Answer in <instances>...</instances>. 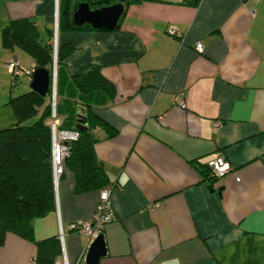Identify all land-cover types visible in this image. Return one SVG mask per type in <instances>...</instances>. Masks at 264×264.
I'll list each match as a JSON object with an SVG mask.
<instances>
[{
  "label": "crops",
  "instance_id": "1",
  "mask_svg": "<svg viewBox=\"0 0 264 264\" xmlns=\"http://www.w3.org/2000/svg\"><path fill=\"white\" fill-rule=\"evenodd\" d=\"M58 3L0 0V131L17 125L9 100L23 79L28 91L32 82L14 88L8 64L35 68L3 47L2 31L31 19L44 37ZM57 43L74 47L64 83L94 65L116 89L94 108L117 133L95 130L117 215L103 231L100 264H264V0H135L115 31H58ZM218 158L232 171L213 181ZM99 202V191L76 194L65 171L56 210L33 221L38 241L59 240L55 264H86L89 239L71 225L91 221ZM37 256L36 244L15 234L0 247V264Z\"/></svg>",
  "mask_w": 264,
  "mask_h": 264
},
{
  "label": "trees",
  "instance_id": "2",
  "mask_svg": "<svg viewBox=\"0 0 264 264\" xmlns=\"http://www.w3.org/2000/svg\"><path fill=\"white\" fill-rule=\"evenodd\" d=\"M134 1L59 0V32L93 29L89 25L77 27L73 24V12L80 3H88L91 9L96 10L115 4L127 7ZM200 1L195 0V3ZM2 44L5 49H22L34 60L35 69L49 70L52 75L55 57L53 28H47L42 37L33 20H14L2 31ZM73 52V46L58 44L56 118L62 120L60 131H76L80 135L77 141L70 144L64 168L74 175L76 194L101 193L105 187L113 184L97 158L95 146L100 140L95 130L106 129L109 138H114L117 133L95 113L94 108L113 101L116 89L103 76L101 68L94 65L81 68L68 83H64L65 61ZM9 104L14 109L18 123L13 128L0 131V247L4 245L8 234H15L36 244L37 264H55L61 255L59 240L50 238L38 241L33 228L34 220L56 210L52 96L51 93L42 96L30 90L11 97ZM34 118H38L35 123L26 125ZM79 120L87 123L86 131L78 129ZM209 170L211 180L218 181L211 168Z\"/></svg>",
  "mask_w": 264,
  "mask_h": 264
},
{
  "label": "built area",
  "instance_id": "3",
  "mask_svg": "<svg viewBox=\"0 0 264 264\" xmlns=\"http://www.w3.org/2000/svg\"><path fill=\"white\" fill-rule=\"evenodd\" d=\"M259 0H249L251 6ZM59 31V3L57 4V21L55 25V56L57 59L58 51V37ZM171 33L175 35L177 32L172 30ZM196 50L199 53L204 52V46L202 43L196 45ZM8 68L12 74L13 86H17L20 80L23 77H28L32 80L35 68L25 69L22 67V64L18 58H13L8 64ZM57 81H58V72L57 67L53 69L52 78H51V96H52V117L55 119L54 123H51V130L53 136V168H54V181L55 186L57 187L59 181L61 180L62 175L64 174V162L69 157V147L66 146V143L71 144L79 139V133L76 131H60L59 123L57 121V112H56V101H57ZM179 106L185 108L186 104L184 101H180ZM221 124L216 123L215 128H218ZM213 176L218 179L226 178L232 171L231 165L224 160L223 158H218L210 164ZM114 192V186L109 185L105 187L100 193V202L98 204L96 213L91 221L89 222H77L71 225V230L76 233L85 235L89 239L90 245L98 238L99 235L103 234L105 227L108 224H111L117 221V215L112 202V195ZM65 264H68L65 260ZM32 264H36L33 262Z\"/></svg>",
  "mask_w": 264,
  "mask_h": 264
},
{
  "label": "water",
  "instance_id": "4",
  "mask_svg": "<svg viewBox=\"0 0 264 264\" xmlns=\"http://www.w3.org/2000/svg\"><path fill=\"white\" fill-rule=\"evenodd\" d=\"M125 7L123 4H115L108 7H102L96 10L91 9L88 3H80L72 15L73 24L77 27L85 25L91 26L94 30L115 31L124 15ZM57 67V59L54 57V69ZM51 72L46 69H36L31 82V90L46 96L51 93ZM78 129L87 130V123L79 120ZM70 147L69 143H66ZM105 237L103 234L91 244L86 257V264H100L103 257L106 256Z\"/></svg>",
  "mask_w": 264,
  "mask_h": 264
},
{
  "label": "rangeland",
  "instance_id": "5",
  "mask_svg": "<svg viewBox=\"0 0 264 264\" xmlns=\"http://www.w3.org/2000/svg\"><path fill=\"white\" fill-rule=\"evenodd\" d=\"M16 50H17V53H18L19 56H21L22 58L26 59V60H24V59L22 60L23 63H24L25 65H30V64H29V61H33L32 58H31L29 55H27L22 49L17 48ZM27 60H28V62H27ZM22 67H23V66H22ZM23 68H25V67H23ZM25 69H26V68H25ZM25 78H26V77H25ZM23 80H24V81H23V84H24V85H22L20 89L16 90V93H17L18 96H19V95H22V94H24V93H27V91H28V89H29V87H30V82L27 81V79H23ZM60 98H61V96H60ZM37 119H38V118H34V119L29 120V121L26 123V125H32L33 123H35V122L37 121ZM57 121H58V123H59V126H61V124H62V120H57ZM54 122H55V119H53V122H52V123H54Z\"/></svg>",
  "mask_w": 264,
  "mask_h": 264
}]
</instances>
